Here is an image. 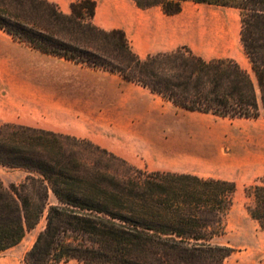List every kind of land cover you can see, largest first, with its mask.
<instances>
[{
	"label": "trees",
	"instance_id": "trees-1",
	"mask_svg": "<svg viewBox=\"0 0 264 264\" xmlns=\"http://www.w3.org/2000/svg\"><path fill=\"white\" fill-rule=\"evenodd\" d=\"M134 1L167 15L186 3L239 10L251 71L188 47L142 59L123 30L94 24V0H75L70 14L49 0H0V29L42 53L117 74L182 110L264 117V0ZM0 166L29 172L20 184L0 182V253L45 222L25 264H223L234 252L217 239L235 182L150 172L88 140L11 123L0 124ZM244 191L246 210L264 232V176Z\"/></svg>",
	"mask_w": 264,
	"mask_h": 264
},
{
	"label": "crops",
	"instance_id": "crops-1",
	"mask_svg": "<svg viewBox=\"0 0 264 264\" xmlns=\"http://www.w3.org/2000/svg\"><path fill=\"white\" fill-rule=\"evenodd\" d=\"M49 1L70 14L75 0ZM94 1V24L123 30L142 59L193 48L195 32L203 40L228 34V23L217 27L204 19L205 9L167 15L160 7L141 9L134 0ZM182 111L204 114L182 110L117 74L42 53L0 29V123L88 140L150 172L189 174L194 158L187 126L179 119L171 124L167 116ZM252 142L257 147L259 138ZM251 169L264 170V163L255 162Z\"/></svg>",
	"mask_w": 264,
	"mask_h": 264
},
{
	"label": "rangeland",
	"instance_id": "rangeland-1",
	"mask_svg": "<svg viewBox=\"0 0 264 264\" xmlns=\"http://www.w3.org/2000/svg\"><path fill=\"white\" fill-rule=\"evenodd\" d=\"M184 8L196 14L201 9L209 10L221 15L228 23V34L224 36L214 35L203 40L202 33L195 32L191 49H195L193 51L197 55L206 60L233 58L251 71L241 43L239 10L193 3H186ZM223 45L227 47L225 51ZM167 116L170 117L169 123L175 124L179 119L187 126L188 149L194 158L189 174L224 179L237 185L233 205L224 218L225 233L217 239L219 244L234 250L223 264H264V232L246 210L248 200L244 191L246 186L264 176V170L251 169L255 162L264 163V117L251 120L229 119L212 114L195 116L184 111L176 115L169 113ZM165 134L168 136L170 132ZM257 137L259 144L256 147L252 141ZM28 175L29 172L23 169L0 166V182L7 188L11 184H20ZM239 179L242 181L239 182ZM53 201L51 198V202ZM44 225L45 222H42L37 229L29 232L19 245L1 252L0 264H25L24 256Z\"/></svg>",
	"mask_w": 264,
	"mask_h": 264
},
{
	"label": "bare ground",
	"instance_id": "bare-ground-1",
	"mask_svg": "<svg viewBox=\"0 0 264 264\" xmlns=\"http://www.w3.org/2000/svg\"><path fill=\"white\" fill-rule=\"evenodd\" d=\"M207 13V14H206ZM204 19L214 23V26L220 27L221 24L227 23V21L219 14L213 13V12H205Z\"/></svg>",
	"mask_w": 264,
	"mask_h": 264
}]
</instances>
